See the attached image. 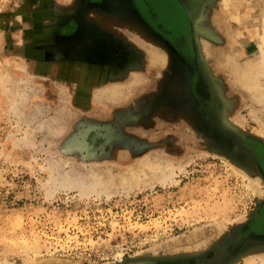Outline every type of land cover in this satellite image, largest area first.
<instances>
[{"label": "rangeland", "instance_id": "obj_1", "mask_svg": "<svg viewBox=\"0 0 264 264\" xmlns=\"http://www.w3.org/2000/svg\"><path fill=\"white\" fill-rule=\"evenodd\" d=\"M263 16L0 0V264H262Z\"/></svg>", "mask_w": 264, "mask_h": 264}, {"label": "crops", "instance_id": "obj_2", "mask_svg": "<svg viewBox=\"0 0 264 264\" xmlns=\"http://www.w3.org/2000/svg\"><path fill=\"white\" fill-rule=\"evenodd\" d=\"M50 6V3H46L44 5L41 6L40 9V12L38 13L39 14V28L37 29L38 31V36L39 37H42V41L41 43L43 42V45L46 44L45 43V38H46V28H50V30H53V27L52 25H47V24H44V22L46 21H50L49 24H52V21H55V20H59L60 18H62V16L59 14V13H53L50 8H47ZM78 16L79 18H82V13L81 11H78ZM89 14V13H88ZM84 20V19H83ZM50 33H53V31H51ZM44 37V38H43ZM40 38L37 40L35 39L34 41H32V43H39L40 44ZM32 43H30L32 45ZM34 46V44H33ZM35 47V46H34ZM36 58L35 59H38L37 56H35Z\"/></svg>", "mask_w": 264, "mask_h": 264}, {"label": "bare ground", "instance_id": "obj_3", "mask_svg": "<svg viewBox=\"0 0 264 264\" xmlns=\"http://www.w3.org/2000/svg\"><path fill=\"white\" fill-rule=\"evenodd\" d=\"M237 16V15H235ZM257 18V17H256ZM257 28V38L261 41V44H264V16L262 18V24H258L256 26ZM262 49L260 51V56L262 55V58H264V53H261ZM259 67V66H258ZM233 68V67H232ZM237 70V69H236ZM242 70V69H241ZM235 71V70H234ZM243 71V70H242ZM253 73V72H252ZM246 74H248L247 78H246V83L250 88H253V84L250 82L251 80V76L249 74V71L246 72ZM263 132V131H262ZM165 181V180H163ZM261 187V186H260ZM262 190V189H261ZM262 264H264V259L262 260Z\"/></svg>", "mask_w": 264, "mask_h": 264}]
</instances>
